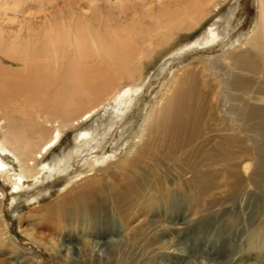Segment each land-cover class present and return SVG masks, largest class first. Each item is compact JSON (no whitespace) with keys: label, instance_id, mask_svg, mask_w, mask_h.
Masks as SVG:
<instances>
[{"label":"bare ground","instance_id":"6f19581e","mask_svg":"<svg viewBox=\"0 0 264 264\" xmlns=\"http://www.w3.org/2000/svg\"><path fill=\"white\" fill-rule=\"evenodd\" d=\"M224 2L171 0L158 9L147 6L135 10L126 24L119 22V26L115 25L117 27L106 22L107 19L104 24L100 22L101 14L96 13L92 19L79 17L73 12L67 16L60 14L56 19L45 15L40 28L28 25L24 31L6 30L0 24V179L10 186V194L21 193L24 183L37 186L40 182L65 174L72 167L73 159L82 165L89 161L100 162L101 156H98L101 153L97 151L103 152L106 136L110 138L114 128L120 132L127 128L123 120L134 105L132 101L128 103L127 99L133 95L137 79L143 76L144 64L155 53L167 49L178 35L194 34L195 29L207 21V16L217 11ZM16 5L19 2L5 8L14 10ZM257 5V20L246 39L235 41L219 56L197 60L175 71L149 108L138 134L132 138L130 148L120 160L107 164L105 170L124 171L127 174L131 165L133 172L135 164H139L143 156L146 157L152 137L162 134L178 142L189 134L192 124L190 109L193 108L188 103L191 93L187 96L186 92L184 97L183 85L194 77L193 74L188 77V69L184 70L190 65H194L203 79L214 73L213 79L207 80L208 84L214 80L220 87L218 90L215 85L217 89L214 95H219L223 88L227 90L222 108L228 105V114L234 120L233 125L230 124L232 120L226 122V132L233 133L230 138L240 143V134L247 132L250 135L248 139L255 143L256 152L260 154L261 150V155L264 153V0H257ZM141 13L144 16L138 18ZM230 16L226 19L222 34L217 27L209 28L190 47L205 49L214 43H223L225 37H230ZM8 64L17 67H9ZM133 96L131 98L134 99ZM243 100L246 102L241 105ZM110 103L115 110L106 121L78 132L67 153L63 151L60 157L43 164L42 160L53 152L65 133L84 125L98 109ZM46 125H49L48 128ZM9 157L16 162L17 168L8 164ZM112 159L113 155L109 154L101 159V163ZM240 166L238 164L237 168L246 174L250 162L242 160ZM101 172H104L103 175L76 181L60 193L56 209L51 214L48 212L55 220L48 236L36 233L34 220L26 224V218L19 219V233L28 246L19 245L10 235L0 202V249L8 248L11 255L21 253L20 258L15 257V264H49V259L64 248L65 260L61 264H73L69 255L78 245L77 242L69 241L67 248L64 242L58 244L56 240L65 228L81 225L83 231L87 226L95 225L100 214L110 210L127 227L126 211L132 203L136 184L133 178H128L126 184L116 186L109 182L106 171ZM103 179L109 184H101ZM193 179L204 181V178ZM249 179L254 187L264 193L263 159L254 162ZM241 190V186L236 184L231 189V196ZM195 193L196 197L199 192ZM162 200L163 206L168 207L169 199ZM33 212L36 213L32 211L30 214ZM125 229L126 240L123 245L117 246L116 254L124 246H135L133 229ZM157 242H162V239L157 238ZM97 243L95 240L90 243L85 240L80 250L83 253L88 244L95 248ZM40 249L50 258L40 254ZM107 255L110 260L112 255ZM81 264L90 262L86 259Z\"/></svg>","mask_w":264,"mask_h":264},{"label":"rangeland","instance_id":"374dc122","mask_svg":"<svg viewBox=\"0 0 264 264\" xmlns=\"http://www.w3.org/2000/svg\"><path fill=\"white\" fill-rule=\"evenodd\" d=\"M170 1L0 0V24L6 30L24 31L28 25L40 28L45 15L56 19L60 14L67 16L73 12L79 17L88 18H92L96 13L101 14L100 22L104 24L107 19L106 22L119 26L120 23L126 24L135 10L147 6L158 9ZM15 2H19V5H16L14 10L5 8ZM229 14L230 37H225L223 43H214L205 49L190 47L191 43L209 28L217 27L222 34ZM257 15V0H225L217 11L207 16L203 25L195 29L194 34L178 35L167 49L155 53L154 57L144 64L141 79L135 82L136 88L132 96L136 99L131 98L132 96L127 99L128 103L132 101L134 104L131 113L123 120L124 124L127 123V128L121 132L114 128L111 137L106 136L102 146L103 152L97 151L101 153L98 158L101 156L102 160L112 154L111 161L101 163L102 160L99 159L100 162L89 161L82 165L73 159L72 167L65 174L40 182L37 186L24 183L23 191L18 195H11L10 186L3 184L0 179L2 214L13 239H16L19 245L28 246L18 229L21 217L26 218V224L27 221L34 220L37 225L36 233L48 236L55 223L49 213L56 209L60 193L76 181L98 177L103 175L104 172L101 171H106L109 174V182L116 186L126 184L128 178H133L132 181L136 184L132 203L126 211L127 224H124L127 227L110 210L100 214L96 224L87 226L83 231L81 225L65 228L58 234V238L53 237L58 239V244L64 242L67 248L69 241L77 242L78 245L69 255L71 263L81 264L87 259L90 264H264V193L254 187L249 179L254 162L264 160V153L261 155V150L260 154L256 152L255 143L248 139L250 135L247 132L240 134V143L230 138L232 131L226 132L227 120H232L231 125L234 120L228 114V105L222 108L227 90L223 88L219 95H214V90H219L220 87L214 80L208 84L207 80L213 79L214 73L203 79L194 65L184 68L188 69V77L194 75L190 82L186 80L183 85L184 97L186 92L187 96L191 93L188 103L189 107L193 108L190 109L191 129L185 138L173 142L169 137L157 134L152 137L146 157L143 156L139 164H135L136 171H131V165L127 170L129 175L124 171L105 170L107 164L120 160L130 148L132 138L138 134L139 126L149 108L160 96L163 86L172 79L175 71L197 60L219 56L235 41L242 42L254 28ZM143 16L141 13L138 18ZM7 66L17 67L13 64ZM204 80L207 81L206 84ZM231 94L233 95L232 92ZM245 102L243 100L241 105ZM113 107L110 103L98 109L84 125L65 133L53 152L42 160L43 164H49L53 158L60 157L63 151L67 153L75 135L85 128H92L101 121H106L115 110ZM48 126L46 125L47 128ZM225 153L228 154L227 157L224 156ZM242 160L250 162V169L246 174L237 168L238 164L239 168L241 167ZM8 164L17 168L11 157ZM194 177L204 178V181L193 179ZM100 183L109 184L106 179ZM236 184L241 186L243 191L231 196V189ZM196 191L199 193L195 197ZM163 198L169 199L168 207L163 206ZM32 211L36 213L30 214ZM125 228L133 229L136 236L135 246H124L116 254V248L126 240ZM157 238H161L163 243L157 242ZM85 240L88 243L92 240L98 243L95 248L88 244L82 253L80 249ZM63 250L64 248H60L56 257L51 259L42 249L39 253L50 260L49 264H61L65 260ZM107 254L112 255L110 260ZM21 256V253L11 255L8 248H1L0 264H15L16 258Z\"/></svg>","mask_w":264,"mask_h":264}]
</instances>
